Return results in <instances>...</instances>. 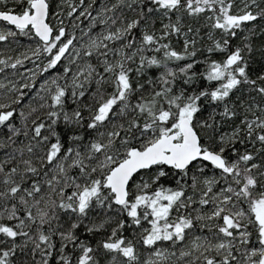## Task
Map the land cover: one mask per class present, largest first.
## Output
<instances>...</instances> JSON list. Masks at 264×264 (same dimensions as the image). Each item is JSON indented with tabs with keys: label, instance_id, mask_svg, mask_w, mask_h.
<instances>
[{
	"label": "snow or ice",
	"instance_id": "6c2138e0",
	"mask_svg": "<svg viewBox=\"0 0 264 264\" xmlns=\"http://www.w3.org/2000/svg\"><path fill=\"white\" fill-rule=\"evenodd\" d=\"M0 264H264V0H0Z\"/></svg>",
	"mask_w": 264,
	"mask_h": 264
},
{
	"label": "trees",
	"instance_id": "16d2710c",
	"mask_svg": "<svg viewBox=\"0 0 264 264\" xmlns=\"http://www.w3.org/2000/svg\"><path fill=\"white\" fill-rule=\"evenodd\" d=\"M27 66H28V67H31L32 65H31V64H28ZM49 75H50V73H49Z\"/></svg>",
	"mask_w": 264,
	"mask_h": 264
},
{
	"label": "rangeland",
	"instance_id": "374dc122",
	"mask_svg": "<svg viewBox=\"0 0 264 264\" xmlns=\"http://www.w3.org/2000/svg\"><path fill=\"white\" fill-rule=\"evenodd\" d=\"M21 70H23V69H21Z\"/></svg>",
	"mask_w": 264,
	"mask_h": 264
}]
</instances>
